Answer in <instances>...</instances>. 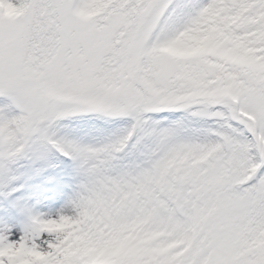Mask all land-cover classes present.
<instances>
[{
    "label": "snow or ice",
    "instance_id": "1",
    "mask_svg": "<svg viewBox=\"0 0 264 264\" xmlns=\"http://www.w3.org/2000/svg\"><path fill=\"white\" fill-rule=\"evenodd\" d=\"M0 264H264V0H0Z\"/></svg>",
    "mask_w": 264,
    "mask_h": 264
}]
</instances>
